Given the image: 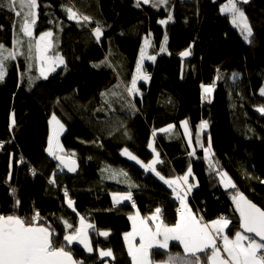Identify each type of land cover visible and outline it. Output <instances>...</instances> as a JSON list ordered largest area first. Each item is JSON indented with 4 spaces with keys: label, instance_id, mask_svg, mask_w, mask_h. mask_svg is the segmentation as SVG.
<instances>
[{
    "label": "trees",
    "instance_id": "obj_1",
    "mask_svg": "<svg viewBox=\"0 0 264 264\" xmlns=\"http://www.w3.org/2000/svg\"><path fill=\"white\" fill-rule=\"evenodd\" d=\"M225 3L172 0L168 8H154L143 1L137 7L136 0H37L34 46L12 60L0 82V214L23 217L39 212L60 240L73 231L65 221L76 229L83 216L95 228L88 229L94 250L89 253L72 244L75 259L84 264H132L124 242L131 230L129 216L136 211L147 217L160 207L165 223L176 222L177 203L156 172L168 178L192 166L198 181L193 208L196 213L197 208L206 211L205 221L221 216L230 220L231 238L241 231L232 201L236 189L264 210V115L257 111L264 105L259 94L264 84V0L239 5L253 30L252 43L222 14ZM67 7L89 16L91 22L69 19ZM17 10L21 17L0 8V43L10 48L26 11L18 6ZM96 22L103 31L99 42L71 53L64 66L43 78L35 48L39 36L51 31V54L59 56L70 33H93ZM145 39L147 54L156 59H147L148 80L138 83V91L131 94L127 88ZM188 50L190 57L183 59L181 53ZM208 87L210 93L205 92ZM54 114L66 126L64 155L79 163L72 175L47 154ZM185 120L193 154L181 127ZM205 121L207 131L200 127ZM208 136L212 166L216 163L227 171L236 185L232 191L223 189L205 161L201 140ZM152 140L162 158L154 173L124 153L127 149L149 164L154 157ZM121 170L127 177L113 176ZM128 192L134 204H113V193ZM69 199L75 211L68 206ZM104 231L109 232L107 237L98 234ZM109 248L115 259L99 256V250ZM153 252L156 261L166 259L164 250ZM167 252L183 254V248L173 242Z\"/></svg>",
    "mask_w": 264,
    "mask_h": 264
},
{
    "label": "snow or ice",
    "instance_id": "obj_2",
    "mask_svg": "<svg viewBox=\"0 0 264 264\" xmlns=\"http://www.w3.org/2000/svg\"><path fill=\"white\" fill-rule=\"evenodd\" d=\"M143 3L149 4L150 0H143ZM167 3L168 0H155L152 3V7L156 8ZM246 3H248V0H227V3L221 8V11L231 13L232 24L240 29L245 41L252 43L249 38L252 37L253 30L248 23L244 11L238 6ZM140 4L141 0H136V6L139 7ZM17 5L20 9H26L20 30L25 36L30 38L29 51L31 52L33 47L32 41L34 39L33 27L36 23L34 9L38 7L37 0H0V8L6 7L16 17H21V11L17 10ZM65 11L68 13V18L75 20L78 24L83 22L86 25L91 22L89 16L78 15L71 7L65 8ZM171 19L172 17L169 15L168 20ZM159 22L166 24L168 21L161 20ZM94 35L99 42L103 35L99 22H96ZM52 36V32H45L39 36L35 43L36 52L42 61L46 59V53L52 46ZM166 39L167 37L165 36ZM17 43H21V41L17 40ZM144 43L147 48L149 46L148 39H145ZM164 50L161 47L160 51L163 52ZM18 54L22 55V53H18L15 49L9 50L4 44L0 43V82L4 80L7 73L5 62L14 60ZM144 55L145 52L142 50L141 62L144 59ZM188 55H190V50L181 53V56ZM25 58L31 59L30 56ZM148 58L155 61L156 56L153 55ZM56 60L60 64L64 63L62 57L57 56ZM30 67L31 65H29ZM49 70L54 69L50 67ZM136 71L137 76L133 78L131 86L127 88L129 93L138 91L137 79H148L141 72V64L137 65ZM40 74L47 79V72L44 71L43 67H41ZM211 91L212 87L205 88V92L210 93ZM104 95H107V93ZM261 95H264V89H261ZM258 111L264 113V107L258 109ZM52 121H55L59 126V130L63 131L64 125L55 116L52 117ZM12 123L13 125L15 124L14 118ZM206 126V122L200 125L201 128ZM171 127L169 126V128ZM168 130L162 129L161 131ZM56 135H58V132ZM47 151L50 155H55L52 147V138L49 139ZM124 153L132 160L140 163L127 149H124ZM56 158L61 159V162L64 163L61 157L57 156ZM156 162L154 160L152 164L145 165V167L155 172L156 170L152 165ZM66 166L68 167V171L76 170L74 160ZM188 171L191 174L190 168ZM121 174L127 177V173L123 172V170H121ZM156 175L169 187H172L173 184L177 185L176 188H173V191L181 203V207L177 209L179 219L172 225L165 223L160 207H157L154 213L147 217H141L139 212L134 216H129V219L132 221V231L125 234L124 238L128 245V255L131 257L132 264H264V210L252 203L243 193L239 192L236 189L235 183L228 177L227 173H220L221 182L225 188L236 189L232 200L236 205V211L239 212V228L242 229V231L235 232L232 238H229L226 232V229L231 223L230 220L221 216L214 221L202 223L203 217H198L197 214H194L185 202V195H182L184 190L180 188L178 181L165 179L159 172H156ZM179 179H182L183 183L188 185V190H191L192 185L188 184V175ZM52 182L54 183L55 181L53 180ZM14 192L15 189H13ZM67 195L68 193L65 191V196L67 197ZM131 198V192L114 196V200L117 203L123 200H131ZM19 203L20 201L16 200L17 206ZM73 205L74 202L69 199L68 206L75 211ZM150 221L151 223H149ZM79 224L80 227L74 229L72 224L65 221V226L68 229H73V231L71 234H64L62 240H60L55 229L46 223L45 218H42L39 212H35L31 216L23 217L17 215L15 212L8 215L0 214V264H84L82 260L73 258V253L69 246L73 242H76L82 245L87 252H93L94 249L87 229L93 228L95 231V228L93 225L87 224L83 216L79 218ZM98 234L107 237L109 232L104 231ZM135 237H139L138 245L133 243ZM217 240L221 241L219 245ZM171 241H177L182 245L183 254L166 251ZM153 249L156 252L165 250L164 255L166 259L156 261V253L153 252ZM224 254H226V257ZM99 256L115 259L110 248L107 250H99Z\"/></svg>",
    "mask_w": 264,
    "mask_h": 264
},
{
    "label": "rangeland",
    "instance_id": "obj_3",
    "mask_svg": "<svg viewBox=\"0 0 264 264\" xmlns=\"http://www.w3.org/2000/svg\"><path fill=\"white\" fill-rule=\"evenodd\" d=\"M141 1H143V0H141ZM172 0H168V3L166 4V5H160L159 7H156V8H161V7H164V8H168V6H169V3L171 2ZM248 1H250V0H248ZM155 2V0H150V3L149 4H152V3H154ZM226 4V3H225ZM225 4H223L222 6H221V8L222 7H224V5ZM18 6V5H17ZM239 6V5H238ZM19 7V6H18ZM243 10V9H242ZM222 12V11H221ZM222 14H225V15H228L229 17H230V20H231V13H228V12H222ZM232 23V22H231ZM249 23V22H248ZM233 25V24H232ZM233 27L235 28V29H237L238 31H239V33L241 34V32H240V29L239 28H237V27H235L234 25H233ZM21 24H19V27H17L16 28V30H15V34H14V36H13V41H12V43H13V45H12V48H10V47H6L7 49H9V50H13V49H15L18 53H22V55H20V54H18L17 56H16V58L18 59L19 57H21V56H23V54L25 53V52H27L28 50H29V37H27V36H25L24 34H23V32H21ZM51 32V31H50ZM242 36V35H241ZM53 37V36H52ZM243 37V36H242ZM68 41H67V44H65V49H64V51L62 52V55H60L59 57H62L63 58V60H64V63H65V61L71 56V53H73V55L76 53L77 54V52H78V50H80V51H86L88 48H90L92 45H94V43H95V41H94V38H95V35H94V32L93 33H86V34H83V35H76V34H74L73 32L72 33H70L69 35H68ZM251 38V37H250ZM250 38H249V40H250ZM96 39V38H95ZM244 39V38H243ZM17 40H19V41H21V43H17ZM51 41H52V39H51ZM97 41V40H96ZM98 42V41H97ZM145 42V41H144ZM246 42H248V41H246ZM33 46H34V44H33ZM52 47V46H51ZM51 47L49 48V50L51 49ZM148 48V47H147ZM147 48L145 47V43H143V46H142V49H141V51L142 50H144V52H145V55H144V59H143V61L141 62V53H140V55H139V58H138V63H137V65L138 64H141V72L144 74V75H146L145 73H144V68H145V62L146 61H148L147 59H149L148 57H149V55L147 54L148 52H147ZM48 50V51H49ZM49 54L48 53H46V56H48ZM56 57L57 56H50V57H48V58H46L45 60H43V62H42V64L40 65V70H41V67H43L44 68V71L45 72H47V77L49 76V74H51V73H53V72H55L56 70H58L60 67H62V66H64V63L63 64H60L59 62H58V60H56ZM188 57H190V55H188V56H182V58L183 59H186V58H188ZM15 58V59H16ZM12 63V60H8V61H6L5 62V64H6V68H8L9 66H10V64ZM39 63H41V59H39ZM53 68L54 70H49V68ZM137 69V68H136ZM42 76V75H41ZM137 76V71H135V75H134V77H136ZM43 77V76H42ZM44 78V77H43ZM148 80V79H147ZM147 80H144V79H137V84L138 83H140V82H144V81H147ZM115 82V80L113 79L112 80V82H111V84H113ZM139 85V84H138ZM138 85H137V88H138ZM261 89H264V84L262 85V87H261ZM261 89H260V92H259V94L261 95ZM136 93V92H135ZM131 94H133V93H131ZM262 96H264V95H262ZM262 107H264V105H262V106H259L258 108H257V111H258V109H260V108H262ZM260 114H262V115H264V113H262V112H260V111H258ZM53 116H55L56 117V119L61 123V124H63L64 125V129H63V131H60L59 130V126L55 123V121H52V117ZM52 117H51V119H50V137H49V139L50 138H52V147H53V151H54V153H55V155H50L49 154V152L47 151V154H48V156L50 157V158H52V159H56V157L58 156V155H61V154H64L65 152H66V150H65V148H64V146H63V143H62V137L64 136V133L66 132V126H65V124L60 120V118L58 117V115L57 114H54ZM185 122H187L186 120L185 121H183V123H182V125H181V127H182V129H183V132L185 133V135H186V137L191 141V146L192 147H194V141H193V139H192V136H191V133H190V128H189V125H188V122L186 123V125H185ZM206 123H207V126L206 127H204L203 129H205L206 131L209 129V124H208V122L207 121H205ZM204 122V123H205ZM58 132V135H56V133ZM201 143H202V146H204V158H205V161H206V163L208 164V165H210L209 167H210V169L212 170V171H214L217 175H218V177H219V179H220V181H221V178H220V173H227V171H225V170H221V169H219L216 165V163H215V166H212L213 165V161H212V152H213V150H212V144H211V140H210V136H208V138H207V140H205L204 142L201 140ZM209 143H210V147H209ZM48 147H49V145H48ZM150 149L152 150V152L154 153V157H155V159H154V157H153V159L149 162V164H152V161H157V158L158 157H160V151H159V149L156 147V145H155V141L154 140H152L151 141V143H150ZM0 150H1V148H0ZM207 150V151H206ZM130 160H132L129 156H127ZM137 158V160H139L140 161V163H137L135 160H132L133 162H136L138 165H140V166H142L146 171H147V169L148 168H146L145 167V165H147V163H144L141 159H139L138 157H136ZM148 164V165H149ZM156 164V163H155ZM155 164H153L152 166L154 167L155 166ZM190 169H191V174H192V176H193V179H194V182H195V184H196V186L198 185V181H197V179H196V177H195V175H194V172H193V169H192V166L191 167H189ZM189 169H187L183 174H181V176L182 177H184L185 175H187L188 174V184H190V185H192V186H194V184L192 183V181H191V179H190V176L191 175H189V171H188ZM115 175H118V176H121L122 174H121V172L120 173H115V174H113V176H115ZM227 175H228V177H230L231 178V176L227 173ZM231 180L233 181V183H234V180L231 178ZM221 186L223 187V189L224 190H226V191H232V188H225V186H224V184L221 182ZM233 201V200H232ZM234 203V202H233ZM236 206V205H235ZM73 207H74V205H73ZM87 231H88V229H87ZM90 238V237H89ZM91 241V240H90ZM72 244H78V243H76V242H73ZM71 244V245H72ZM92 244V243H91ZM82 246V245H81Z\"/></svg>",
    "mask_w": 264,
    "mask_h": 264
},
{
    "label": "crops",
    "instance_id": "obj_4",
    "mask_svg": "<svg viewBox=\"0 0 264 264\" xmlns=\"http://www.w3.org/2000/svg\"><path fill=\"white\" fill-rule=\"evenodd\" d=\"M48 32H50V31H48ZM91 34V33H90ZM51 39H52V37H51ZM94 41L96 42V39L94 38ZM51 50H52V47H51V49L49 50V51H47V53L49 54L48 56H46V58H48V57H50V56H52V54H51ZM62 55V54H61ZM60 56V55H59ZM58 56V57H59ZM68 60H66L65 61V63L67 62ZM42 60H41V63H40V65L42 64ZM65 63H64V65H65ZM167 129H170V128H167ZM185 134V133H184ZM192 136V135H191ZM185 137H186V135H185ZM186 139H187V143H188V145H189V147H190V149H191V154H193L194 153V147H192L191 146V141L186 137ZM154 159H155V157H154ZM162 161V158H161V155H160V157H158L157 158V162H156V164H155V166L153 167L155 170H156V167H157V164L158 163H160ZM148 165V164H147ZM142 167V166H141ZM143 168V167H142ZM144 169V168H143ZM145 170V169H144ZM146 171V170H145ZM146 172H153L154 173V171H152V169H150V168H148L147 169V171ZM156 172V171H155ZM188 175V174H187ZM189 175H191L190 176V179H191V181H192V183L194 184V186H192L191 187V190H188V185L187 184H184L183 183V181H182V179H179V178H182V176L181 175H179L178 173H175L174 175H173V177H168V178H165V179H170V180H177L178 181V184H179V186H180V188H182L183 189V187H186V189H187V191H188V194L186 193V192H182V195H185V202L187 203V205H188V207L189 208H191V210H192V212L194 213V214H197L196 213V211H195V209L193 208V206H192V204H191V201H190V197L193 195V192H194V190L196 189V184H195V182H194V179H193V176H192V174H189ZM163 181V180H162ZM164 182V181H163ZM165 184V183H164ZM170 190H171V192H172V194H173V196H172V198H173V200L177 203V206L178 207H181V203H180V200H178L177 198H176V193L173 191V188H176L177 187V185L176 184H173L172 185V187H169L167 184H165ZM117 194H125V193H113L112 195H111V198H112V202H113V204L115 205V206H119V205H121V204H123V203H126V202H128L129 200H123V201H120V202H116L115 200H114V196H117ZM118 198V197H117ZM136 211H135V213L132 215V216H134V215H136ZM140 214V213H139ZM153 214V213H152ZM152 214H149L148 216H150V215H152ZM141 216V215H140ZM198 216V215H197ZM142 217V216H141ZM163 217V216H162ZM177 219H179V214L177 215V217H176V220ZM131 221V220H130ZM212 221H214V220H212ZM206 222H211V221H202V223H206ZM149 223H151V221L149 222ZM229 227H230V224H229V226H228V228L226 229V232L228 231V229H229ZM132 231V221H131V230L128 232V233H130ZM127 234V233H126ZM227 234H228V232H227ZM124 237H125V235H124ZM229 238H231V237H229ZM124 242H125V245H126V248L128 249V245H127V242H126V240H125V238H124ZM173 242H177V241H171L170 243H169V248H170V245L173 243ZM133 243L134 244H139V237H135L134 238V240H133ZM178 243V242H177ZM181 247H182V245H181ZM169 248L167 249V250H169ZM183 248V247H182ZM153 250H155V249H153ZM166 250V251H167ZM128 251V250H127ZM165 251V250H164ZM225 255V257H226V254H224ZM107 258H109V257H107ZM131 258V257H130ZM111 264V263H110Z\"/></svg>",
    "mask_w": 264,
    "mask_h": 264
},
{
    "label": "water",
    "instance_id": "obj_5",
    "mask_svg": "<svg viewBox=\"0 0 264 264\" xmlns=\"http://www.w3.org/2000/svg\"><path fill=\"white\" fill-rule=\"evenodd\" d=\"M58 157H61L62 158V160L64 161V163H62L61 162V159H55V161H56V163L60 166V168L61 169H63L67 174H69V175H72V174H75L78 170H79V163L76 161V160H74V159H72V158H70V157H68V156H66V155H64V154H61V155H58ZM75 161V167H76V170L75 171H68V167L66 166L67 164H70L72 161ZM251 201V200H250ZM252 202V201H251ZM253 203V202H252ZM259 207V206H258ZM260 208V207H259ZM238 214H239V212H238ZM241 231H242V229H241ZM257 239H259V238H257ZM73 258L75 259V257L73 256Z\"/></svg>",
    "mask_w": 264,
    "mask_h": 264
},
{
    "label": "built area",
    "instance_id": "obj_6",
    "mask_svg": "<svg viewBox=\"0 0 264 264\" xmlns=\"http://www.w3.org/2000/svg\"><path fill=\"white\" fill-rule=\"evenodd\" d=\"M22 163H24V161H22ZM183 190H184V192H186L187 194H188V191H187V189H186V187H183ZM131 201H134V198H131ZM179 209V208H178ZM176 212L178 213V211L176 210ZM199 214L202 216V217H205V215H206V211H201V210H199ZM217 243H218V245L221 243V241L220 240H217Z\"/></svg>",
    "mask_w": 264,
    "mask_h": 264
},
{
    "label": "clouds",
    "instance_id": "obj_7",
    "mask_svg": "<svg viewBox=\"0 0 264 264\" xmlns=\"http://www.w3.org/2000/svg\"><path fill=\"white\" fill-rule=\"evenodd\" d=\"M172 196H173V195H172ZM132 198H134L133 195H132ZM129 201H130L132 204L135 203V200H134V201L129 200ZM190 201H192V196L190 197ZM191 204H192V203H191ZM178 208H180V207L177 206L176 209H175V211H174L175 214H176V216L179 214V213L176 212V210H177ZM196 208H197V207H196ZM197 210H198V211H197L198 215L201 216V215L199 214V209H198V208H197ZM162 215H163V214H162ZM199 216H198V217H199ZM203 221H205V220H204V217H203Z\"/></svg>",
    "mask_w": 264,
    "mask_h": 264
}]
</instances>
